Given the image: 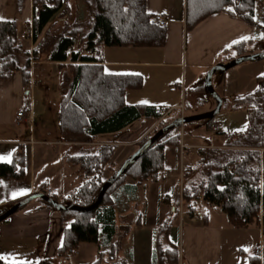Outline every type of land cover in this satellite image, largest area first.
I'll return each instance as SVG.
<instances>
[{"label": "crops", "instance_id": "0c3cea01", "mask_svg": "<svg viewBox=\"0 0 264 264\" xmlns=\"http://www.w3.org/2000/svg\"><path fill=\"white\" fill-rule=\"evenodd\" d=\"M68 4V18L72 19L77 16L76 2ZM145 8L152 16L158 15L165 21L163 46L98 47L100 64L105 72L141 76L139 88L124 92L126 104L144 102L166 109L167 113L178 109L179 116L209 111L208 101L202 99V107L191 112L190 106L182 103L185 91L205 92L197 91V85L204 83L205 73L212 65L235 56L232 51L223 52L232 43L245 38L256 41L263 38L264 17L257 14L256 8L253 26L220 11L206 15L190 30H185L186 0H145ZM59 12L51 21H55ZM32 15L31 0H22L20 12H17L14 0H0L1 20L15 22L20 43L29 52L40 38L39 34L34 42L30 34L25 33L27 37L24 39L20 35L30 27ZM59 24L62 27L64 22L61 20ZM257 51L262 50L254 52ZM46 55L47 49H42L37 58L30 59L27 88L22 87L19 72H14L8 79H0V158H3L0 162L9 163L13 153L20 150L24 169L20 180L0 177V206L33 192L54 195L58 199L74 198L78 187L88 178H84L77 165L67 160L68 156L93 152L103 144L114 145L110 162L100 172L103 173L114 162L116 154H122L118 166L131 155L136 144L152 134L160 120L152 117L140 119L116 132L97 134L89 142L62 141L56 119L58 108L54 110V116L35 118L36 84L32 66L37 62L58 65V62L47 61ZM23 61L24 58L19 59V65ZM263 72V60L244 61L220 71L213 86L221 100L220 108L210 127L202 121L188 123L180 127L177 145L164 146L163 172L167 177L141 184L127 177L110 193L116 225L120 217L131 211L140 213V222L129 226L126 238H121L118 257H125L129 264H154L153 234L167 213L162 199L173 189L176 181L173 172L191 168L197 161L196 149L221 147L226 134L245 128V110L232 109L231 99L251 92L255 88V78ZM64 86L60 87V95ZM18 110L24 114L19 121L16 118ZM95 179L102 180L98 175ZM21 191L25 194L20 195ZM204 206L206 211H200L201 217L193 216L196 210L191 216H187L185 211V215L179 213L171 223L167 238L177 247L178 263L248 264V257L256 255L264 247V226L259 222L236 228L226 221L218 207ZM67 226L68 222L60 221L58 210L46 206L39 198L30 200L0 221V261L35 264L41 258H52L58 264L56 251L61 245L62 231ZM239 238H245L246 242L238 243ZM97 251V244L79 243L76 250L67 255L66 262L90 264ZM78 255L80 257L74 262L73 257Z\"/></svg>", "mask_w": 264, "mask_h": 264}, {"label": "trees", "instance_id": "16d2710c", "mask_svg": "<svg viewBox=\"0 0 264 264\" xmlns=\"http://www.w3.org/2000/svg\"><path fill=\"white\" fill-rule=\"evenodd\" d=\"M76 1L87 14L84 21L78 16L68 18V3L75 4ZM14 2L17 12H20L22 0ZM31 3L32 41H36L37 35L41 34L31 52L22 47L15 22L0 19V79H8L14 72H19L21 85L27 88L30 59L37 58L41 49L48 44L46 60L58 62L59 70L67 71H64L65 86L63 85L56 116L62 141L89 142L97 134L116 132L131 122L151 117L160 118L154 133L179 117L178 109H172L173 113L170 114L169 111L161 116L154 112L156 107L153 105L126 104L124 92L139 88L141 76L107 73L100 64V46H163L165 28L150 22L152 15L146 11L145 0H31ZM37 6L40 9L35 14L34 9ZM257 6L264 7L258 0H186L185 30L193 28L206 15L220 11H225L253 26V12ZM59 10L55 21H51ZM58 20L64 22L62 30L48 36ZM261 30V40H240L223 50L225 53L232 51L235 55L230 56L224 63L255 50H264V27ZM84 48L92 49L94 54L80 55ZM20 58H24L21 65ZM255 60L264 61V57ZM77 61L79 63H76ZM205 89L202 82L196 87L197 91ZM231 103L232 109L245 110V128L226 134L221 147L196 149L197 161L194 167L184 170L182 176L185 182L180 191L174 189V192L179 193L180 203L185 206L187 216H191L194 211L193 203L201 199L206 205L218 207L233 227L239 228L259 222L264 226V72L255 78V88L251 92L233 97ZM212 118L196 122H205L206 126L210 127ZM186 124L188 123L183 125ZM179 129V126H174L149 143L104 191L93 209L88 212L58 211L60 221L68 222V226L62 231L61 245L56 251L58 264H67V255L74 252L78 244L83 242L98 245L96 258L90 264H129L125 257L117 256L121 242L120 233L126 235L129 226L138 224L140 213L133 210L120 217L116 225L109 195L125 177L133 179L137 184L158 181L163 170V148L178 144ZM152 134L142 138L136 144V149ZM114 149V145L103 144L93 152L68 156L67 160L77 165L83 176L88 179L78 187L74 198L58 199L54 195L48 196L62 205L91 204L104 181L96 183L94 176L109 163ZM23 175L22 151H15L9 163L0 162L1 178L20 180ZM20 199L22 198L0 206V214ZM172 200L168 195L162 199L165 203H171ZM177 212L175 200L153 234L154 264H182L178 263L177 247L167 238ZM0 264L6 263L0 261ZM35 264H55V260L41 258ZM248 264H259L257 256H249Z\"/></svg>", "mask_w": 264, "mask_h": 264}, {"label": "rangeland", "instance_id": "374dc122", "mask_svg": "<svg viewBox=\"0 0 264 264\" xmlns=\"http://www.w3.org/2000/svg\"><path fill=\"white\" fill-rule=\"evenodd\" d=\"M258 1H260V3L262 5H264V3H262V1H264V0H258ZM256 9L258 11L257 14L260 13V15L262 17H264V7L262 8L260 6H257ZM75 12L81 21L86 20L87 14H86L85 10L82 9L81 4L78 1H76ZM60 22H61V20L56 21L53 28L50 29L48 36H50V35L53 36V34H56L57 32L62 30L61 25L59 24ZM22 35H24V38L27 37L25 34V31ZM22 35H20V37L22 39H24L22 37ZM39 37H41V34H39ZM18 39H19V36H18ZM45 46L46 47L42 48V49L48 48V44H46ZM20 59H22V58H20ZM64 71L67 72L66 69H64ZM64 71L59 70L58 66L41 64L40 62L33 64L32 73H33V78H34V81L36 84V92H35V99H34L35 109H36L35 118H39L40 116L41 117L42 116H44V117L54 116V114H55L54 110H57L58 105H59L60 87H61V85H64V80L66 79V74L64 73ZM219 73H220V71H216L213 73V75L211 77L210 84H211L212 88L217 83L216 81H217ZM184 96H185V99L182 103L188 104L190 106L191 112L197 111L202 107V99H206V101H208V106L210 108L209 110L213 109L215 106L214 99L211 97V95L206 90L203 94L193 92L192 90H186ZM223 107H224V105H223ZM168 121H170V120L168 119ZM194 122H196V121H194ZM181 126L184 127L185 125L181 124L179 127H181ZM121 156H122L121 153L116 154L115 160L113 163H111V166L108 167V169L104 170L103 173H100L101 172L100 171L99 173H97L95 175L96 176L98 175V177L100 179L105 180L110 174H112V172L114 170L117 169L118 164L121 160L119 158H121ZM110 160H111V158H110ZM194 165L192 167H194ZM184 170L185 169L182 168V170H180V171L176 170V172L175 171L173 172L174 173V179H176V181H175V184L173 186V189H171V191L168 194L169 199H173L172 202L171 203L170 202L165 203L164 201H162L163 203L166 204L167 211H169L170 205L174 204L175 200H176L177 206H178L177 216H179V213L185 215V211H186L185 206H183L180 203L179 193L174 192V189H176V191H180L181 185L185 182V180L183 179V176H182ZM162 173H164L163 170L159 174L158 181L163 180L165 177H167V176L163 177L161 175ZM125 178H127V177H125ZM102 180H96L95 176H94V182L98 183ZM85 181L86 180H84L83 182H85ZM204 205L205 204L202 202V200L198 199L193 203V206H194L193 209L199 210V211H202V209H205V211H206V206H204ZM153 206L154 205L152 204V209L154 208ZM123 209L124 208H122V210ZM177 216H176V218H174V220L177 219ZM120 237L126 238V235H123V233H120ZM247 238L250 239L251 236L250 237L248 236ZM230 239H232L231 236H230ZM237 241H238V243L240 242L241 244L246 242L245 238H239ZM256 256L258 258L259 264H263L264 263V247L261 249V251H258V253H256ZM79 257H80V255L74 256L73 257L74 262L77 261V259Z\"/></svg>", "mask_w": 264, "mask_h": 264}, {"label": "water", "instance_id": "95a60500", "mask_svg": "<svg viewBox=\"0 0 264 264\" xmlns=\"http://www.w3.org/2000/svg\"><path fill=\"white\" fill-rule=\"evenodd\" d=\"M264 57V50L262 51H257L253 52L250 54H244L238 57L233 58L231 61L224 63V64H214L212 65L207 72L205 73L204 76V86L208 93L211 95V97L215 101V106L213 109L198 113V114H193V115H187V116H179L178 118L172 120L171 122L167 123L166 125L162 126L158 130H156L144 143H142L131 155H129L118 167L116 170L112 172L102 183L100 186L95 200L87 205V206H79L76 204H69V205H62L54 200H52L47 194L42 193V192H33L30 193L29 195L25 196L24 198L16 201L12 205H10L4 212L0 214V221L5 219L7 216L15 212L18 208L22 207L25 205L27 202L34 198H39L52 206L54 209L58 211H65V210H76V211H81V212H88L91 209H93L100 201L104 191L111 185V183L120 175L123 173L125 168L129 163L134 161L140 153L143 151V149L152 141H154L162 132L174 127V126H180L181 124L184 123H189L191 121H196V120H203L207 119L210 117H213L216 115L220 108L221 100L220 98L216 95V93L213 91V88L211 87L210 84V77L211 75L216 72V71H224L236 64H239L244 61H249V60H255L258 58H263Z\"/></svg>", "mask_w": 264, "mask_h": 264}, {"label": "built area", "instance_id": "2783aa9c", "mask_svg": "<svg viewBox=\"0 0 264 264\" xmlns=\"http://www.w3.org/2000/svg\"><path fill=\"white\" fill-rule=\"evenodd\" d=\"M39 9H40L39 6L35 7V9H34V10H35V14L38 12ZM150 22L153 23V24H155L156 26H161V27H163V26L165 25V21H164V19L161 18V17L158 16V15H154V16H152V17L150 18ZM30 32H31V30H30V27H29L28 29H26L25 33L31 34ZM22 37L24 38V35H22ZM93 53H94V52H93L92 49L84 48V49L80 52V55H82V56H89V55H93ZM154 112H155L156 114H159V115L163 116V115H165V114L167 113V110H166V109H162V108H156V109L154 110ZM16 118H17L18 121L24 118V114H23L22 110H18V111L16 112ZM161 175H162L163 177L166 176L165 173H162ZM193 216H194V217H201V212L198 211V210H196V211H194Z\"/></svg>", "mask_w": 264, "mask_h": 264}, {"label": "snow or ice", "instance_id": "6c2138e0", "mask_svg": "<svg viewBox=\"0 0 264 264\" xmlns=\"http://www.w3.org/2000/svg\"><path fill=\"white\" fill-rule=\"evenodd\" d=\"M0 19H3V18H0ZM245 39H247V38H245ZM142 103H144V102H142ZM0 159H3V158H0ZM19 194H20V195H23V194H25V192H24V191H21ZM14 195H15V194H14ZM0 258H2V257H0Z\"/></svg>", "mask_w": 264, "mask_h": 264}]
</instances>
